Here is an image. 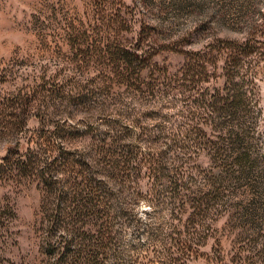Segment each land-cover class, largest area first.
Wrapping results in <instances>:
<instances>
[{
  "label": "rangeland",
  "instance_id": "1",
  "mask_svg": "<svg viewBox=\"0 0 264 264\" xmlns=\"http://www.w3.org/2000/svg\"><path fill=\"white\" fill-rule=\"evenodd\" d=\"M99 24L109 25L103 30L107 36H119V30L126 42L135 41L143 28L148 40L146 52H154L159 67L145 69L141 90L112 86L106 73L98 72L95 65L87 67L83 61L74 60L73 35L88 30L93 36V28ZM218 38L254 41L244 70L247 79L253 77L259 88L262 116L255 139L259 146L256 151H260L256 154L258 162L264 168V0H0V122L9 118L6 114L11 107L4 106L7 98L14 97L19 104L26 93L32 95L24 112L13 109L18 111L13 115L16 121L26 116L22 135L15 127L3 129L0 123V159L10 145L2 137L15 142L16 135L21 136L22 149L27 141L33 148L44 141L56 148L60 140L53 131L60 126L65 133L78 132L73 142L64 144L81 152L89 143V136L84 134L88 124H117L127 128V142L142 153L154 155L163 150L169 161L174 156H191L181 166L182 171L192 179L193 188L201 190L209 210L201 216L200 227H190L189 232L201 231V247L199 256L188 264H264L263 178L254 173L252 186L233 191V202L251 215L241 211L239 218L230 217L211 209L215 204L211 184L220 175L211 160L215 148L212 141L218 131L213 123H205L209 109L203 107L201 97L207 101L223 85L227 73L224 62L220 59L208 65L202 75L205 80L199 75L193 78L196 82H189L191 77L181 71L189 54L208 51V42L215 44ZM40 76L49 82L48 90L38 86ZM57 89L61 98L53 92ZM93 90L82 105L69 106L65 100L71 94H92ZM159 187L155 186V193ZM41 194L36 180L19 183L0 176V200L7 199L16 213L0 234V264L50 263L44 250ZM161 206L160 240L150 239L148 243L145 236L136 238L134 233L123 237L127 248L144 244L129 252L143 262L154 261L156 251L168 244L165 236L173 226L172 220L168 223L169 210L175 205L164 199ZM142 207L149 205L143 203ZM110 263L117 264L114 260Z\"/></svg>",
  "mask_w": 264,
  "mask_h": 264
},
{
  "label": "trees",
  "instance_id": "2",
  "mask_svg": "<svg viewBox=\"0 0 264 264\" xmlns=\"http://www.w3.org/2000/svg\"><path fill=\"white\" fill-rule=\"evenodd\" d=\"M105 25L109 27L99 24L93 28V36L88 30L73 35L74 60L83 61L87 67L95 65L98 72L106 73L112 86L141 90L146 81L145 69L159 67L154 52H146L148 40L143 28L140 27L135 41L126 42L119 30V36H111L107 31L108 36L105 35ZM254 46L251 38L241 42L218 38L215 44L208 42V51L189 54L181 69L183 75L191 77L189 82H196L194 77H202L208 65L220 59L227 69L223 85L211 93L207 101L201 97V104L209 109L204 116L205 123H213L218 131L217 139L212 141L215 148L211 160L219 167L220 175L211 184L215 202L211 209L237 218L241 211L245 215L251 214L233 202L234 189L252 186L250 181L254 173L264 180L255 139L262 116L259 88L253 77L247 79L244 70L245 58L252 54ZM38 79V86L48 90L49 82L45 76ZM101 89L102 86L98 90ZM53 92L57 94L59 89ZM93 94L94 90L92 94L85 91L71 94L65 100L69 106L82 105ZM202 96L206 97V93ZM31 97L29 92L19 104L14 97L4 101V106L11 108L6 114L9 118L3 124L0 122L3 129L15 127L18 135H22L26 116L20 115L21 119L16 121L13 115L18 113L17 108L24 112ZM88 125L84 134L89 136V143L81 152L70 150L64 144L73 142L78 132L65 133L60 126L53 131L60 140L56 148L42 140L44 142L35 148L27 141V147L22 149L21 136L16 135L15 142L2 137L5 144L10 145L0 159V176L19 183L26 179L36 180L40 187V212L45 221L44 250L49 264H111L112 260L117 264H188L199 256L201 231L199 228L194 232L189 230L193 224L201 226V216H205L209 208L201 190L194 189L192 179H187L182 171L181 166L191 156H174L169 161L163 150L154 155L142 153L133 143L127 142V128L110 122ZM99 126L103 129L96 133ZM157 185L161 188L155 193ZM164 199L172 200L175 205L169 210L168 223L172 220L173 226L165 236L168 244L156 251L154 261L143 262L142 258H135L129 252L144 244H130L127 248L123 237L134 233L136 238L145 236L148 243L152 241L150 239L160 240L159 215ZM143 203L149 207H142ZM15 214L7 199L0 200V234L6 228L7 220Z\"/></svg>",
  "mask_w": 264,
  "mask_h": 264
}]
</instances>
